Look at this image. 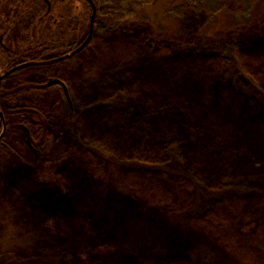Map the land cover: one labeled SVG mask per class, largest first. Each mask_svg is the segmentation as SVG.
I'll return each mask as SVG.
<instances>
[{"label":"rangeland","instance_id":"obj_1","mask_svg":"<svg viewBox=\"0 0 264 264\" xmlns=\"http://www.w3.org/2000/svg\"><path fill=\"white\" fill-rule=\"evenodd\" d=\"M182 2L154 0L128 31L2 82L16 109L0 264H264V0L243 18L228 1L209 24L167 14ZM83 4L63 0L33 29L0 0V35L66 51L90 22Z\"/></svg>","mask_w":264,"mask_h":264},{"label":"trees","instance_id":"obj_2","mask_svg":"<svg viewBox=\"0 0 264 264\" xmlns=\"http://www.w3.org/2000/svg\"><path fill=\"white\" fill-rule=\"evenodd\" d=\"M51 4L50 7L47 6L46 0H15L17 6L13 11V17L17 18L21 15L27 17V27H36L40 21L46 20L49 18L51 10L54 6L58 5L59 2L63 0H48ZM83 2V12L86 16L92 14V9L89 3L85 0H77ZM96 6V13L94 16L93 22V32L92 36L96 32H113L116 30L119 31H128L132 26L133 22L129 21V18L133 15H137L140 9L143 7L151 5L154 0H93ZM228 1H234L236 4L241 6V12L238 13L239 18H243L246 15L251 13L253 3L255 0H183L180 5L170 7L166 10L167 14L175 17H181L186 10H192L194 12H205L209 16V21L207 24L212 22L217 15L225 10ZM21 6V8H20ZM71 10V9H69ZM69 15V14H68ZM49 20V19H48ZM50 22V20H49ZM52 24V23H51ZM76 25V31L79 38L74 39L72 42L66 45V51H56L61 48L60 43L53 41L51 44L54 46H46L41 43L37 48H30V51L25 50H13L12 47L6 45L3 41L2 35H0V70L2 74L13 69L16 66L25 64V66L20 67L6 77L0 80V133L3 126L5 125V115L14 114L16 106L14 104V97L12 92L7 91L4 93L5 87L2 85V82L13 76L16 77L15 83H24L28 78L30 70L29 68H45L50 67L53 64L57 63L55 59L62 57L68 51L78 47L82 41L87 36L89 31V24L84 27ZM96 26V27H95ZM92 38V37H91ZM33 43V42H32ZM31 46V45H29ZM29 62H38L36 64H30ZM26 71V72H24ZM28 71V72H27ZM31 72V71H30ZM37 88H43L39 86ZM21 89V88H19ZM3 90V91H2ZM28 108V107H27ZM33 123L34 119H29ZM28 120V121H29ZM18 121L13 125L11 124V129L19 128ZM8 126V125H7ZM6 126V127H7ZM6 133L0 138V153L7 150L6 144L7 138Z\"/></svg>","mask_w":264,"mask_h":264},{"label":"water","instance_id":"obj_3","mask_svg":"<svg viewBox=\"0 0 264 264\" xmlns=\"http://www.w3.org/2000/svg\"><path fill=\"white\" fill-rule=\"evenodd\" d=\"M89 3L91 9H92V14H91V17H90V22H89V31L87 33V36L85 37V39L83 40V42L77 47L75 48L73 51H71L70 53H68L67 55L55 60V61H58V60H62V59H66L76 53H78L79 51H81L90 41L91 37H92V32H93V22H94V16H95V13H96V6H95V3L93 0H85ZM25 66V64H22V65H19V66H16L14 67L13 69H10L9 71L5 72L4 74L0 75V80L3 79L4 77H6L8 74H10L12 71L20 68V67H23ZM59 83V81L55 80V81H49L48 85H54V84H57ZM1 115V113H0ZM4 128V127H3ZM3 131L0 133V138L3 136Z\"/></svg>","mask_w":264,"mask_h":264},{"label":"flooded vegetation","instance_id":"obj_4","mask_svg":"<svg viewBox=\"0 0 264 264\" xmlns=\"http://www.w3.org/2000/svg\"><path fill=\"white\" fill-rule=\"evenodd\" d=\"M46 2H47V6L50 7V6H51L50 2H49L48 0H46ZM76 48H77V47H76ZM74 49H75V48H74ZM74 49L68 51V52L65 53L63 56L67 55L68 53H70V52L73 51ZM75 55H76V54H75ZM63 56H62V57H63ZM59 58H61V57H59ZM59 58H58V59H59ZM68 59H69V58L62 59V60H58L57 62L65 61V60H68ZM55 60H57V59H55ZM36 63H38V62H29V65H30V64H36ZM4 128H5V125H4ZM3 130H4V129H3ZM3 134H4V131H3Z\"/></svg>","mask_w":264,"mask_h":264}]
</instances>
